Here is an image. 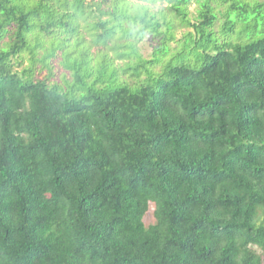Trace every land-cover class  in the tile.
<instances>
[{
  "label": "trees",
  "instance_id": "trees-1",
  "mask_svg": "<svg viewBox=\"0 0 264 264\" xmlns=\"http://www.w3.org/2000/svg\"><path fill=\"white\" fill-rule=\"evenodd\" d=\"M0 264H264V0H0Z\"/></svg>",
  "mask_w": 264,
  "mask_h": 264
},
{
  "label": "rangeland",
  "instance_id": "rangeland-1",
  "mask_svg": "<svg viewBox=\"0 0 264 264\" xmlns=\"http://www.w3.org/2000/svg\"><path fill=\"white\" fill-rule=\"evenodd\" d=\"M191 9L194 11L195 10V7L192 6ZM143 45H144V47H143V54L145 56H148V55L151 54L152 49H153V46L156 45V42L155 41H151V42L144 43ZM71 58L72 59H68V61L71 60V62L73 63L74 60H76V57L74 56V57H71ZM57 61H58V59L56 58L54 60V63L57 64ZM29 63H30V59L28 58V56H25L23 65H29ZM60 71H63V70L61 69ZM45 74H46V70H42V71L39 72V75L40 76H44ZM60 74H61V72H57V75L54 78L60 79ZM150 221H151V218H150Z\"/></svg>",
  "mask_w": 264,
  "mask_h": 264
}]
</instances>
